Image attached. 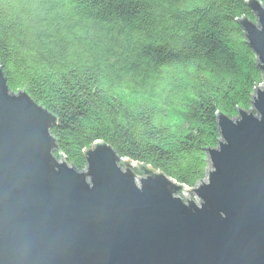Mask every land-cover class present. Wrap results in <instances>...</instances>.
Returning <instances> with one entry per match:
<instances>
[{
  "label": "trees",
  "instance_id": "trees-1",
  "mask_svg": "<svg viewBox=\"0 0 264 264\" xmlns=\"http://www.w3.org/2000/svg\"><path fill=\"white\" fill-rule=\"evenodd\" d=\"M243 17L255 21L248 0H0V65L12 92L59 118L69 164L84 170L104 140L194 187L217 113L252 109L264 82Z\"/></svg>",
  "mask_w": 264,
  "mask_h": 264
},
{
  "label": "water",
  "instance_id": "water-1",
  "mask_svg": "<svg viewBox=\"0 0 264 264\" xmlns=\"http://www.w3.org/2000/svg\"><path fill=\"white\" fill-rule=\"evenodd\" d=\"M248 4L256 21L239 23L264 76V4ZM217 117L194 187L104 140L79 170L51 132L59 118L12 92L0 65V264H264V82L252 109Z\"/></svg>",
  "mask_w": 264,
  "mask_h": 264
},
{
  "label": "rangeland",
  "instance_id": "rangeland-1",
  "mask_svg": "<svg viewBox=\"0 0 264 264\" xmlns=\"http://www.w3.org/2000/svg\"><path fill=\"white\" fill-rule=\"evenodd\" d=\"M263 4H264V2H262ZM256 21V20H255ZM244 33H245V31H244ZM263 84V83H262ZM209 158V157H208ZM124 167V166H123ZM126 167V166H125ZM125 167L123 168V170H125ZM210 168V167H209ZM86 169V168H85ZM134 169H138V168H134ZM209 170V169H208ZM138 175L139 176H141L140 175V173H138ZM207 177V176H206ZM205 179V178H204ZM136 182L139 184V180L138 179H136ZM184 197H186L187 199H193V201L196 203V204H198V205H200V199L198 198V196H196V194L195 193H191V192H186V195H184Z\"/></svg>",
  "mask_w": 264,
  "mask_h": 264
}]
</instances>
